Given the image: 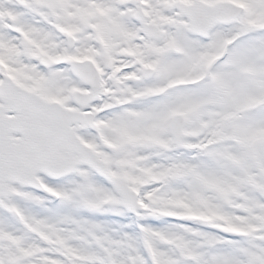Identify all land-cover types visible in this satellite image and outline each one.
Returning a JSON list of instances; mask_svg holds the SVG:
<instances>
[{"label":"snow or ice","instance_id":"snow-or-ice-1","mask_svg":"<svg viewBox=\"0 0 264 264\" xmlns=\"http://www.w3.org/2000/svg\"><path fill=\"white\" fill-rule=\"evenodd\" d=\"M0 264H264V0H0Z\"/></svg>","mask_w":264,"mask_h":264}]
</instances>
